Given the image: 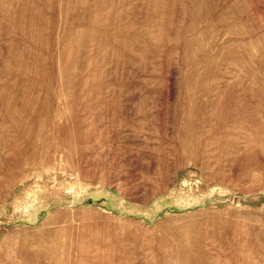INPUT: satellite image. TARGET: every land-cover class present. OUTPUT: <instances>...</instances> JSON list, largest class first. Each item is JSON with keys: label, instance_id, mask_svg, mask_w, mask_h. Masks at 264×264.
<instances>
[{"label": "rangeland", "instance_id": "374dc122", "mask_svg": "<svg viewBox=\"0 0 264 264\" xmlns=\"http://www.w3.org/2000/svg\"><path fill=\"white\" fill-rule=\"evenodd\" d=\"M0 264H264V0H0Z\"/></svg>", "mask_w": 264, "mask_h": 264}]
</instances>
